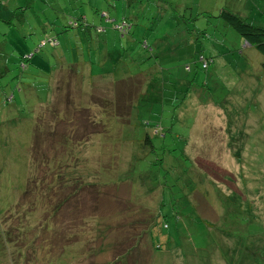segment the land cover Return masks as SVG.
<instances>
[{"label":"rangeland","instance_id":"1","mask_svg":"<svg viewBox=\"0 0 264 264\" xmlns=\"http://www.w3.org/2000/svg\"><path fill=\"white\" fill-rule=\"evenodd\" d=\"M27 2L3 45L9 55H0L3 77V64L16 75L12 59L34 54L21 72L24 83L2 88L0 82V264H109L143 234L137 219L145 218L150 258L142 264H264V56L218 17L227 9L264 25V0H140L145 7L136 15L134 0H0V17ZM82 12L89 32H57ZM124 18L121 36L114 25ZM46 21L58 41L53 45L42 39ZM199 53L213 59L206 70L194 62ZM69 66L72 75L81 67L96 75L58 71ZM123 86L140 91L129 104L125 136H137L140 122L163 126L156 136L142 126L155 152L139 165L133 150L147 148L135 141L120 149L89 136L74 154L77 163L67 154L74 143L51 141L43 130L31 148L34 122L48 132L63 130L39 99L54 104L64 93L68 134L83 131V118H91L83 104L96 106L104 93L110 102ZM34 105L40 116L31 121ZM111 183L120 186L110 191ZM199 193L211 205H203V216ZM112 236L119 237L114 249L104 245Z\"/></svg>","mask_w":264,"mask_h":264},{"label":"trees","instance_id":"2","mask_svg":"<svg viewBox=\"0 0 264 264\" xmlns=\"http://www.w3.org/2000/svg\"><path fill=\"white\" fill-rule=\"evenodd\" d=\"M134 1H135V5L140 2V0H134ZM28 7L29 6H28V2H27V4H25L24 6H20V7L18 6L15 9H13L8 18L0 17V38H1L0 39V55H1V57H4L3 53H5L6 56L9 55L8 50L4 46L7 45V43L9 42L8 39H10V38L8 37V34H9V32H11V29H12L11 26L15 25L14 19L16 18V16L20 15V13H16V12L18 10L23 11V10L27 9ZM116 7H117V5H116L115 1H113L112 2L113 10L114 9L116 10ZM144 7L145 6H143V2H140L138 8L135 6V8H134L135 10L133 13L136 15V12H137V14H138V10L141 8H144ZM138 17H139V15H138ZM218 17L221 18L226 24L231 26L242 37V39L246 42L247 45H250L251 47L255 48L260 54H262L264 56V25L260 26V25L254 24L250 21H247V19H245L244 17H242L239 14L234 13L230 10H227V9H221L219 14H218ZM122 21H124V22L116 23L114 25V29L119 31L121 33V36H123L124 32L127 31V28L125 27V24H126L125 22H127V21L125 18ZM47 24H50V22L46 21V22L42 23V25H43L42 28L44 29V34H43L44 38H42V39H46L47 41H49L51 43V45H53V44H55V42H58V41L55 38V36H53V34H49L47 32L48 30H46L47 28H45ZM89 25H91V22L87 21V15L85 14V12H82V14L77 16L76 20L71 21L65 29H62V30L58 29L57 32L70 30V31H68V33H69V32H71V29L74 28V31L72 33H69V34L73 35V36H79V35H81L80 32H84V31L89 32V29H87ZM93 26H96V25L93 24ZM31 29L32 28H30V30ZM20 34H21L20 37H22L23 39L24 38L26 39V36H28V33H27V35H25V32L22 33L20 31ZM87 35H90V34L86 33L85 35L83 34L82 36H87ZM27 53H28V51L27 52L23 51V53H19V57L17 60L12 59V63H14V65L16 64L18 70H20V71H17L15 69L14 73H19V74L9 75L8 74L9 71L10 70L12 71L14 67L10 69V67L7 63H5L1 66L3 77H0V80H1V78L3 80L0 82H3V84H1L2 88L10 85L11 82H13V81L15 82L16 85H17V83H19V84L24 83L23 79H25V77L23 76V73H24L23 71L28 68V65L30 63H32V61H34L33 60L34 54L29 53L30 55H28ZM197 61H200L201 62V68L206 70L208 68L209 64L212 63L213 59L211 57L207 58L202 53H199L198 58L194 59L195 63ZM35 67L39 68L38 65H36ZM68 69H70L73 72L72 66H69V68H67V69H64V67L63 68L61 67L60 70H58V71H62V72H64V74L67 73L69 75H72V72L68 73L67 71H65ZM185 69L190 70V66H186ZM21 72H23V73H21ZM74 73H73V75H77L80 79H82L84 77L83 74H85V77H87V78H91L94 75H96V73H93L91 67L85 71H84V67H81L80 70H77ZM100 78H103V77H100ZM109 78L113 82V77L109 76ZM65 80H66V78H65ZM15 84H13V85H15ZM80 84L81 83L77 82V86L79 89L83 88V85H80ZM129 88H126L125 86H123V88H120L121 90L118 88L119 89L118 97H116V94H115L114 96H112V99L110 102H109L108 94L104 93L103 96H97L96 97V98L100 99L99 102L97 101L98 104L96 103L97 104L96 106H94L91 103L83 104L84 106H82L83 108L81 110H87L88 112H90L91 118L89 116L83 118V122H86V124H84L86 127L84 129L82 128L83 131H77L76 128L74 130V129H72L73 127H71L72 132L68 133V134L65 131V128L68 126L64 125V123H66V119L64 116H66V115L61 110V106L64 107V102H66L65 97L62 95L64 93L60 92V96L62 98H60L59 100L57 99L58 102L57 103L54 102V104L51 103L50 99L49 100H40L39 99L37 101L38 107H40L41 105L43 107L45 106L46 110L48 111L50 116L52 118H54V119H52V121L54 122V126H57L58 124L62 123L63 124V130L60 132L53 131V130H51V132H48V130L41 129L38 126V124H36L34 122L31 148H33V145H34L33 141L35 140L36 133L43 130V135L45 134V132H47L49 136H52L50 138L51 141H53L57 137H60L61 140H56V142H59V141L62 142L63 141V142H67V143H74L72 150L70 151V153H67V154H69L70 157L75 159L74 163H77L78 158L76 156H74V154H77L78 152L82 153V150L84 149V147H86V141L89 138V136H93V137L102 136L101 140L107 139L106 142L108 144H116V146L119 147L120 149H125V147L128 146V144H127L128 141L129 142L135 141L137 143H141L140 145L144 146V148H147V151L145 154H142V153L138 154L137 149L133 150L134 154L136 155V156L134 155L133 157H136V159H138V165H139L141 163L142 159L147 157V155L150 152H155V150H154L155 147L153 145L151 135L149 134L147 128L145 127L144 130H142V126L144 124H146L145 122L139 123V126L141 127V129L136 130L137 136H135L134 134H133L134 137L132 135V138L125 136L127 132L131 131V129L125 130L126 129L125 127L126 126L132 127V123L130 122V120L125 119V117L128 115L129 104L131 103L132 99L136 96V94L138 95V93H140L139 90L138 91L135 90V86L129 87ZM122 96H124L125 98H122ZM96 98L94 96H92L91 100L96 101ZM12 99H14V97H12ZM4 101L6 103L11 102V97L6 98ZM52 105H53V107H52ZM69 106L71 107V109H73L75 107V104L73 107V103L70 101ZM33 107H34V110H33L34 111V119L31 121L38 119L40 116L38 111L36 112L37 107L35 105ZM94 107H95V109L92 110ZM124 108H127V109H124ZM36 114H38L37 118H35ZM120 116H124L125 121L119 120V118L123 119ZM14 118L15 117H13L12 119H14ZM17 120H14L12 122L16 123ZM89 124H91V126H89ZM146 125L147 126L150 125L155 129V136L159 134V132H160L159 130L163 129V126H160L158 124H155V126H154L153 124L148 123ZM97 127L99 128V130L96 129ZM158 127H160V129ZM94 133H96L98 135H91ZM132 146H133V148H135V145H132ZM138 149H140V146L138 147ZM109 151H111V150H109ZM109 151H107V152H109ZM98 169L100 170V171H98L100 173L106 172V170L103 168L99 167ZM106 169H108V168L106 167ZM66 177H70V170L67 172ZM91 185H93V184L85 183L82 186H91ZM99 185L104 186L107 184H99ZM119 186H120V183H111V185L105 186V187H109L110 191H113L114 189H118ZM26 190H27V185H26V188L23 191V193ZM199 195L201 196L200 197L201 200L198 203L197 209H198L199 213L201 214L204 212L205 206H203V205L205 203H206V205H209L210 207H211V205L208 203V201L206 200V197L202 193H199ZM194 196H196V193H194ZM211 210H213V209H211ZM208 212H210V211L208 210L206 213H208ZM133 221H134V219H133ZM137 221H140V223H142L144 228H145L143 231V234L142 233L140 234L142 236L139 235L140 237L139 236L138 237H132V241H131L130 245H128L126 247L128 249L124 252V253H126V255L125 256L122 255L124 257L119 256V258H121V257L123 258L122 262H119V258H118V260L112 259V260L108 261L109 264H135V263L136 264H142V260L150 258L149 252H147L143 248V246H145V243H144L145 234H144V232L149 227L148 219L147 218H145V220L144 219L143 220L137 219ZM212 221L217 222L218 220L213 219ZM165 227L168 228V225L166 223L163 224V228H165ZM208 228H212V227L208 224ZM107 229H112V227L109 226L108 228H106V230ZM6 233L7 232H5V234ZM6 238H8L7 239L8 241H11V237L8 234H7ZM100 238H101V236H99V239ZM99 239L97 240L98 242H99ZM104 239H103L104 245L106 247L108 246L107 248H110L112 246L111 247L112 249L115 248V247L113 248V246L115 244H117L119 241V237H117V239H116L115 236H112L110 239H107V237H104ZM127 239L129 240V238H127ZM137 239H138V241H137ZM177 239H179V236H177ZM128 240H126V241H128ZM156 248H160V245H157ZM98 249L103 250V249H100V247ZM185 252H187V251L185 250ZM82 253H84V252H82ZM121 254H123V253H121ZM52 260L48 259L47 262H49V261L52 262ZM25 261L31 263V261H29L27 258L25 259ZM227 263H228V261H227Z\"/></svg>","mask_w":264,"mask_h":264}]
</instances>
